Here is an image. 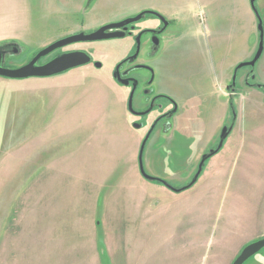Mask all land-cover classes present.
Instances as JSON below:
<instances>
[{
	"label": "rangeland",
	"instance_id": "1",
	"mask_svg": "<svg viewBox=\"0 0 264 264\" xmlns=\"http://www.w3.org/2000/svg\"><path fill=\"white\" fill-rule=\"evenodd\" d=\"M203 1L209 5L0 0V44L14 42L20 49L5 59L12 69L82 30L68 28L118 22L152 4L175 13L168 30L173 38L155 56L152 52L150 63L158 88L178 99V127L169 129L166 140L160 130L149 138L144 152L149 174L176 187L189 182L223 128L233 129L198 181L175 192L142 176L138 157L146 129L132 125L129 89L113 77L116 64L135 50L132 38L86 44L101 68L91 63L51 77L0 76V264H232L252 242L239 240L227 216L239 177L241 131L250 123L249 111L264 109V102L258 94L228 95L227 83L257 41L249 31H257V22L249 0ZM257 6L264 20V0ZM197 25L200 29H190ZM217 29L225 31L219 50ZM190 88L201 92L191 101ZM255 140L264 147V135ZM218 191L225 192L222 202ZM257 197L264 203L263 195ZM209 201L217 207L210 210ZM259 214L264 218L262 210ZM245 264H264V248Z\"/></svg>",
	"mask_w": 264,
	"mask_h": 264
},
{
	"label": "flooded vegetation",
	"instance_id": "2",
	"mask_svg": "<svg viewBox=\"0 0 264 264\" xmlns=\"http://www.w3.org/2000/svg\"><path fill=\"white\" fill-rule=\"evenodd\" d=\"M146 10L160 12L159 9L155 5L152 4V5H146V6L141 7L137 14H139L140 12L146 11ZM160 13L163 14L162 12ZM254 16L257 22V31H256L257 41H255L254 44L252 45L251 52L247 55V57H244L242 59L243 62L252 61L254 57L256 56L257 51L260 47L261 32L258 26V18L255 13H254ZM165 17L169 21L167 26H165V22H163L158 16L151 14V13H147L144 15L142 20H140L139 22L130 24L128 26H123V27L107 28V29H113L110 31H116L117 29L120 31H123L124 29H127L126 36H124L123 38H128V37L132 38V44H133L132 48H135L133 52H130L126 57H124L122 60H120L116 64L117 66L120 62L124 61L120 67V71H121L122 77L124 79H127L129 82L126 84L120 83L114 77V71L116 69V66L113 70V77L115 81L118 84L129 89L127 108H128V112L133 117L132 125L138 123L142 126V129H146L145 136L151 129H153L151 136L155 134L156 131L160 130L161 134L164 135L160 139H163V140H166L165 135H167L169 129L171 128L176 129L178 127L176 118L180 114V108H181L175 97H173L171 94L165 91H162L158 88L157 80H156L157 73H156L155 68L150 63L152 52H153V55L155 56L158 52L161 51V49L164 46L170 43L173 38V34H170V32L168 31L171 25H173L172 24L173 20L169 19L167 16ZM143 22H147V24L140 26L139 24ZM105 24L107 23H104L94 28H87L86 26H74L68 29H82V30L75 31L73 34L82 32V31L90 33L97 29H101ZM83 29H89V30H83ZM190 29H200V28L190 27ZM140 34H141V43H142L141 52L135 60L131 61L128 58H130L132 55L135 54L137 38ZM154 40L158 41L157 46H155ZM88 43L89 41H80V42L72 43L68 46L60 48L59 50L53 52V55H51L50 57L48 56H47L48 58L45 57L47 59L42 58L39 61V63L44 64L61 53L76 51V50L86 51L92 56L90 48L86 46V44ZM31 60L32 58L28 62H30ZM91 63H93L96 66L95 64L96 60L93 57H92ZM148 66H151L154 68L155 70L154 77H152V73L150 69L148 68ZM237 66L234 68L233 77L227 83V90L229 89V87H231V89L228 90V95L235 97L238 95V93H241V97H243L244 95L246 96L248 94H251V95L258 94V96L261 97L264 102V50L254 66L247 65L237 70L236 79L234 82V75H235ZM140 71H146V73H142ZM239 73L241 75H240V86L238 87L237 85H238ZM134 88H135L134 97H133L134 112H132L129 109L128 104H129L130 95L132 93V90H134ZM245 96H244V99H245ZM232 103H233L232 101H229V106L234 108V105ZM234 111L235 109H233V112ZM219 142H220V137H219V141L217 145L210 147L207 151L205 150V152L200 157V161L204 154L209 153L210 151L216 149L218 147ZM200 161L197 165L196 170L190 172L189 182L195 176L198 170ZM189 182L186 181L184 184L179 185L178 188H181L187 185Z\"/></svg>",
	"mask_w": 264,
	"mask_h": 264
},
{
	"label": "water",
	"instance_id": "3",
	"mask_svg": "<svg viewBox=\"0 0 264 264\" xmlns=\"http://www.w3.org/2000/svg\"><path fill=\"white\" fill-rule=\"evenodd\" d=\"M256 2H257V0H250L251 7H252L254 13L256 14V16L258 18V26H259V29L261 32L260 47L257 51L256 56L254 57V59L252 61L242 62L237 66L236 72L234 75V82L236 79L237 70L239 68L247 66V65L254 66L256 64V62L258 61V59L260 58V56L264 50V22H263V18L260 14V11H259V8H258ZM147 13H151V14L158 16L163 22H165V26H167V24L169 23L168 19L163 14H161L160 12L152 11V10L151 11L146 10V11L140 12L139 14H137L134 17H129V18H126V19L118 21V22L107 23L101 29H97L93 32L87 33L85 31H82V32H78V33L69 35L65 38L58 40V41H55L54 43H52V44L48 45L47 47L38 51V53L32 58V60L30 62H28V63H26V64H24L18 68H13V69L7 68L4 65L5 59L8 56L7 54L16 55L20 52L18 45H16V43H14V42H8V43H4V44L1 43L0 44V76L12 78V79H26V78H31V77H51L54 75L65 73V72L70 71L74 68L87 65V64L92 62V56L88 52L81 51V50L80 51L76 50V51L61 53V54L55 56L50 61H48L44 64H40L39 61L42 58H44V57L52 54L53 52L59 50L60 48H63L65 46H68V45L75 43V42H80V41L92 42V41H99V40L124 37V36H126V30L127 29H124L123 31H120L118 29L116 31H110L113 29H107V28L123 27V26H128L130 24L139 22L140 20H142L144 15ZM154 44H155V46H157L158 41L154 40ZM141 46H142V43H141V34H140L137 38L136 52L134 55H132L128 59H130L131 61L135 60L141 52ZM123 62H120L116 66V69L114 71V77L120 83L126 84L129 81L122 77L121 71H120V67L123 64ZM95 64H96V67H98V68L102 67V63L99 61H96ZM148 68L150 69V71L152 73V77H154V75H155L154 68L151 66H148ZM229 89H231V87H229ZM134 91H135V88H134V90H132V93H131L130 98H129V104H128L129 109L132 112H134V107H133ZM233 116H234L233 118L236 119V112L235 111H234ZM133 126L135 128H138V129L142 128V126L138 123L134 124ZM232 130L233 129H232L231 125L230 126L226 125L223 128L221 135H220V142L218 144V147L216 149L210 151L209 153H206L203 155V157L200 161V164L198 166V170H197L195 176L192 178V180L187 185H185L181 188H178V187L172 185L171 183H169L167 180L162 179V178L157 177V176H153L146 171L145 164H144V152H145L147 142H148V140L151 136V133L153 131V129H151L146 134V136L144 137L142 144H141L140 151H139L138 161H139L140 172H141L142 176L145 177L146 179L161 182L167 188H169L175 192L184 191V190L192 187L198 181L208 159H210L211 157L216 155L221 150L225 140L227 139L229 134L232 132ZM263 248H264V237L247 244L242 249L241 253L237 256V258L234 260V262L232 264H245L249 258H251L253 255L258 253L259 251H261Z\"/></svg>",
	"mask_w": 264,
	"mask_h": 264
},
{
	"label": "crops",
	"instance_id": "4",
	"mask_svg": "<svg viewBox=\"0 0 264 264\" xmlns=\"http://www.w3.org/2000/svg\"><path fill=\"white\" fill-rule=\"evenodd\" d=\"M240 1L244 2L242 0ZM200 2H202L200 4L201 7H206V5H209L207 3L208 1L205 2L203 0H200ZM209 2L216 1L209 0ZM157 8L160 12L164 13L171 19L176 17L175 13H170V15H167L165 12L161 11L159 7ZM250 8L254 16L251 3ZM195 12L196 11H192L191 16L196 15ZM216 26L218 29H222V27H220V25L216 24L215 22V27ZM195 27L200 28L198 25ZM218 29L216 31L219 37L215 42L217 50H219L220 47H223V38H220V34L225 33L224 30L219 31ZM249 31H251V33H256V29H250ZM251 49L252 45L247 48L244 57H247V55L251 52ZM190 91L192 92V94L188 96L190 101L195 100L194 97L197 98L201 94V92L196 90L194 91L191 88ZM227 105L229 107V102L227 103ZM249 114L252 115L250 117V123L246 126V129L241 131L242 133H245V135H243V138L240 140L237 152L238 164L240 165L238 172L239 177L234 184L233 193L232 195H230L233 197L229 201V203L232 204V211L227 217L232 218L234 231H238L240 241L253 242L261 237H264V218L259 219L261 217L259 211L262 210L264 212V203L262 202V199L260 200V197H257V194H261L264 196V147L259 145L258 141L255 140L257 136L264 135V109L253 108L252 111H249ZM191 122L190 128L193 126ZM214 190L215 189H212V192H210L213 197L215 196ZM222 194L225 195V192L218 191L220 202L224 200ZM216 207V203H213V201H209L210 210ZM70 248L74 253V242L72 247Z\"/></svg>",
	"mask_w": 264,
	"mask_h": 264
}]
</instances>
